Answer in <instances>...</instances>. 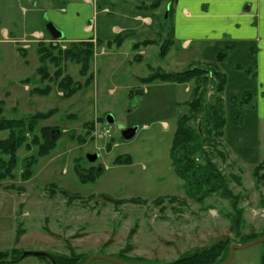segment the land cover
Here are the masks:
<instances>
[{"label": "rangeland", "instance_id": "1", "mask_svg": "<svg viewBox=\"0 0 264 264\" xmlns=\"http://www.w3.org/2000/svg\"><path fill=\"white\" fill-rule=\"evenodd\" d=\"M11 1L0 0V120H25L38 112L48 115L37 120L33 133H26L16 151L13 176L0 180V252H8L4 257L8 264H51L48 258L23 255L27 251L75 255L79 261L101 255L170 264L187 251L217 241L243 243L245 238L264 235V179L258 182L253 177L254 166L264 160V120L251 102L240 103L245 90L255 93L245 71L252 67L247 51L237 50L218 60V52L225 51L223 45L205 48L193 42L184 48L175 40L160 56L161 46L172 35V16L163 18L171 11L172 0L141 11L138 5L154 0H99L91 16L81 10L64 29V36L94 37L88 70L92 81L84 86L86 76L79 74V66L66 62L64 73L81 87L65 97L38 72L36 46L48 41L46 25L54 23L44 21L45 14L37 7ZM139 16H150V22ZM115 27L126 33L118 46L111 42L118 33ZM35 31L44 33V38L33 36ZM69 41L77 39H62L58 44L64 49ZM47 67L48 74H53L54 66L47 63ZM192 67L218 68L226 74L222 93L226 123L223 136L215 141L216 150L224 156L213 150L211 158L239 196L242 221L235 230L230 229L228 200L211 196L202 203L193 201L171 164L176 121L187 111L192 81L141 82L155 70L179 72ZM47 86L44 94L35 91ZM206 89L207 95L214 94L213 86ZM108 115L112 123L106 121ZM129 126L138 129L131 140L124 141L121 130ZM43 127L59 129L61 135L47 154L40 155ZM8 134L7 129L0 131V139ZM33 135L39 137L37 144L32 143ZM92 153H98V158L89 162L87 156ZM127 156V163L115 162ZM31 157L32 175L24 178ZM7 159L0 154V161ZM91 167H100L101 172L93 182L82 181L76 169ZM258 174L264 175V167ZM159 197L161 202H154ZM130 198L139 202H114ZM261 248L258 243L235 250L230 264H260ZM89 264L115 263L97 258Z\"/></svg>", "mask_w": 264, "mask_h": 264}, {"label": "trees", "instance_id": "2", "mask_svg": "<svg viewBox=\"0 0 264 264\" xmlns=\"http://www.w3.org/2000/svg\"><path fill=\"white\" fill-rule=\"evenodd\" d=\"M161 0H154L147 8L156 9ZM145 7V5H143ZM171 15V11L166 13L167 18ZM126 33L120 32L112 39V43L120 45L125 39ZM172 34V32H171ZM173 36L166 41L161 48L159 55L165 56L170 46L173 44ZM93 38L88 40L69 41L67 46L62 49L59 44L51 41H39L36 46V53L40 61L38 72L44 79H50L56 86L62 90L65 97L72 96L81 85L75 82L69 74L64 73V65L66 62H72L79 66V74L86 76L84 86H87L92 81V74L88 72L90 61L93 56ZM95 41L98 43V39ZM150 42V40L142 41V43H135L133 48L136 49L140 44ZM228 46H225V51L218 52V60H222L227 55ZM25 55L24 51L21 54ZM48 64H52L55 68L53 74H48ZM247 71L248 75L251 70ZM252 77V73L250 74ZM141 80V79H140ZM153 81L171 82L181 84L186 82L193 83L190 100L186 101L187 111L178 116L176 121V128L173 133L171 146L169 149V157L175 174L183 181V187L186 195L193 201L202 203L205 199L211 196H217L228 200L231 206V213L229 214L230 229L235 230L240 222L241 210L237 207L239 196L234 194L228 186L229 179L225 176L218 166L212 161L211 153L216 150V139H219L224 134V126L226 123L225 108L223 104L222 93L226 85V74L217 68L208 69L201 67H192L184 71L169 72L164 70H155L150 75L143 77L142 83H150ZM214 87V94L207 95V86ZM47 88L35 90L39 93H46ZM130 90V94H132ZM252 99V91L245 90L242 94L240 103L248 104ZM235 102V100H233ZM234 105V103H233ZM48 113H35L29 118L22 119H1L0 131L9 130L7 137L0 139V154L7 155L8 159L0 161V180L12 177V170L16 167V151L25 142L26 133H33L37 124V120L44 118ZM196 123H193L195 120ZM192 121V122H191ZM41 138L43 139V148L40 150V155L47 154L52 149L54 142L61 135L59 129L51 127H43ZM32 143L37 144L39 137L33 135ZM28 146V145H27ZM209 147L211 151H208ZM216 152L224 156L221 151ZM130 157L124 159L117 157L116 163H127ZM34 159L28 162L24 168V178H29L32 175L31 166ZM264 167V160L258 162L253 168V177L256 181L264 179V175H259V170ZM82 170V171H81ZM82 181L93 182L97 173L101 172L100 167H91L89 170L76 169ZM233 178L238 181L237 177ZM109 199V198H107ZM160 198L155 199L154 202H161ZM170 200H174L173 197ZM125 201L139 202V199L130 198L127 200H114L116 203ZM238 224V225H237ZM258 235L251 238H243V243L251 241ZM240 243V242H239ZM229 245L227 239L217 241L209 246L196 248L193 251L185 252L174 262L170 264H219L227 259L229 255ZM261 252L259 256V263L264 264V242L261 243ZM8 252H0V264H8L4 257H7ZM22 257V256H21ZM42 258H48L51 264H82L86 258L79 261V257L73 255L65 257L62 255H39ZM124 260V259H123ZM128 262H140L141 260L125 259Z\"/></svg>", "mask_w": 264, "mask_h": 264}, {"label": "crops", "instance_id": "3", "mask_svg": "<svg viewBox=\"0 0 264 264\" xmlns=\"http://www.w3.org/2000/svg\"><path fill=\"white\" fill-rule=\"evenodd\" d=\"M16 1L37 7L36 11L44 12V21L53 22L64 32L68 21H75L81 10H84L89 17L94 6L99 5L103 0L100 2L99 0ZM7 3L5 6H9ZM142 4L148 5L145 2ZM137 8L141 11L145 7L138 5ZM171 16L173 41H181L184 48L191 47L193 42H199L205 48L208 47L207 45H217V47L223 45L224 48L228 46L227 54L237 50H245L249 53L250 58L252 57L250 79L255 89L251 103L259 119L264 120V0H172ZM138 18H142L143 21L149 20L148 22L151 19L150 16ZM84 27L90 28L87 23ZM114 30L122 31L121 28L116 27ZM3 32L6 35V31ZM32 35H39L41 38L45 36L40 31H35ZM64 38L80 40L72 36H64ZM90 38L92 37H85L83 40ZM237 67L241 68L240 64Z\"/></svg>", "mask_w": 264, "mask_h": 264}, {"label": "water", "instance_id": "4", "mask_svg": "<svg viewBox=\"0 0 264 264\" xmlns=\"http://www.w3.org/2000/svg\"><path fill=\"white\" fill-rule=\"evenodd\" d=\"M46 29L49 32V34L51 35V37L53 38V40H59L64 35L63 31L61 29L57 28L52 23H47ZM106 121L108 123H112L113 117L111 115H108L106 117ZM137 129H138L137 126H129V127L123 128L121 130V136H122L123 140L124 141L131 140L135 136ZM87 158H88L89 162H94L98 158V153L89 154L87 156ZM263 242H264V236L258 237L256 239H253V240L245 242V243H231L229 245V255H228L227 259L224 260L223 262L219 263V264H230L233 257H234L235 250L243 249V248L252 246L254 244L263 243ZM24 254H31V255H35V256L45 255L44 252H39V251H27V252L23 253V255ZM97 258L104 259V260H107V261L115 263V264H156V263H147V262H143V261L128 262V261H124V260H121L118 258L106 257V256H101V255H90L82 264H89L93 259H97Z\"/></svg>", "mask_w": 264, "mask_h": 264}, {"label": "flooded vegetation", "instance_id": "5", "mask_svg": "<svg viewBox=\"0 0 264 264\" xmlns=\"http://www.w3.org/2000/svg\"><path fill=\"white\" fill-rule=\"evenodd\" d=\"M142 6L145 5V4H141Z\"/></svg>", "mask_w": 264, "mask_h": 264}]
</instances>
